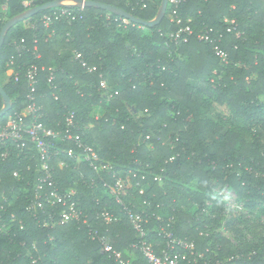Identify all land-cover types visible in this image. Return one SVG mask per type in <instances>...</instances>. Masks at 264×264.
I'll return each instance as SVG.
<instances>
[{"label": "trees", "instance_id": "1", "mask_svg": "<svg viewBox=\"0 0 264 264\" xmlns=\"http://www.w3.org/2000/svg\"><path fill=\"white\" fill-rule=\"evenodd\" d=\"M35 1L0 0V35ZM86 1L150 22L163 0ZM177 1L182 25L168 18L171 4L155 27L126 23L96 7L64 5L8 31L0 52V85L12 109L0 126L30 105L26 72L37 65L39 121L64 130L74 113L73 133L111 171L95 170L67 154L51 162L58 187L76 191L73 200L87 218L86 224H63L60 210H29L44 178L40 155L34 143L12 145L8 159L0 161V264H120L92 240L94 230L109 237L126 261L149 264L129 211L144 215V239L160 256L186 253L187 264H264L258 244L236 247L214 231L219 215L211 220L200 214L208 203L212 216L223 210L213 195L214 183L234 191L247 209H264V0ZM54 13L62 16L46 26L44 17ZM225 19L237 22L240 37L227 33ZM182 26L194 29L187 43L170 38ZM209 30L216 41L199 40ZM217 32L224 35L221 42ZM215 45L229 53L228 63L215 54ZM81 61L96 71L89 72ZM3 107L0 94V111ZM64 147L76 149L74 142ZM118 178L125 193L121 202L112 193ZM102 213L111 216L110 224ZM172 240L193 242L194 256L178 246L171 250Z\"/></svg>", "mask_w": 264, "mask_h": 264}, {"label": "built area", "instance_id": "2", "mask_svg": "<svg viewBox=\"0 0 264 264\" xmlns=\"http://www.w3.org/2000/svg\"><path fill=\"white\" fill-rule=\"evenodd\" d=\"M86 1V0H84ZM177 0H169V4L174 6L168 18L172 23L177 25H182V19L179 17L175 7L178 6ZM25 6L29 8L31 2H26ZM81 10H84V6L80 7ZM168 9V8H167ZM62 15H68L72 20L77 19L76 15L69 13L68 11H63ZM59 13H54L53 15L45 16L44 23L46 26H49L53 20H59L62 16ZM125 20V19H124ZM126 23H129L128 20H125ZM225 24L227 26V33L235 34L236 37H240L238 32V25L235 20L225 19ZM218 36L217 41L221 42L223 39L222 33H216ZM194 35V29L191 26H182L176 33L170 35L172 40L182 41L187 43L189 41L188 37ZM213 30H209L202 34L198 35L199 40L213 43L216 39L213 37ZM24 43V40H22ZM213 51L224 63L229 62V53L224 50L221 46L215 45ZM39 57V56H37ZM77 59L81 60V55H77ZM81 64L84 68H87L89 72H95L96 68L88 67L87 63L81 61ZM40 68L37 65H32L28 68L26 72V78L29 81L30 93L29 100L30 105L26 109L27 114L20 115L18 117H11L6 125L0 126V161L8 159L11 154V146L17 145V148H26L29 142L34 143L37 147V150L41 159V170L44 174V178L41 181L40 186L35 191L34 199L32 204L29 206L30 211H44L46 207L53 208L54 210H60L59 217L63 224L69 222H80L83 221L84 224L87 223L86 215L82 210L77 207V204L73 200L77 195L76 191L70 189L68 191H62L54 178L53 169L51 162L55 158H59L63 154H67L69 157H75L78 161L83 160L89 163L91 168L95 170L102 171H111V166L109 164H100L99 156L96 150L84 143L82 141L81 135L78 133H73L75 130L74 122V113H71L69 117L66 118V128L64 130H53L48 128L44 123L39 121L40 117V108L37 107L34 101V94L36 92V86L38 84V74ZM55 76L53 72L49 77V82L53 83ZM102 89L107 88L105 81L101 82ZM27 118H31L32 122L28 123ZM67 142H74V148L66 149L64 144ZM77 152V153H76ZM65 163L60 162V167H64ZM15 177L18 176L17 173L14 174ZM155 180H161L160 177H156ZM123 188V179L118 178L115 187L112 189V193L116 195L118 202H121V198L125 195L122 191ZM143 193V190L141 191ZM221 195L223 193H220ZM103 219L110 224L112 218L107 213H102ZM129 220L133 226L134 231L137 233L140 241V249L149 262V264H187L189 263V257L186 253H173L169 254L167 251L163 253L162 256L158 255L155 251L154 246L147 242L144 238L146 236L145 231V220L142 213H137L129 211L128 213ZM92 240L98 241L105 253L113 257L120 264H134L129 260H125L121 252L117 251L114 248V245L111 242V239L107 236L100 234L98 230H94L91 233ZM171 237V236H169ZM176 246L188 250L191 252V256H194L195 245L193 242H187L184 240L177 241L172 240L171 243H168V247L171 250H175ZM238 259V257H237ZM231 259L230 261H233ZM196 261V258H195Z\"/></svg>", "mask_w": 264, "mask_h": 264}, {"label": "rangeland", "instance_id": "3", "mask_svg": "<svg viewBox=\"0 0 264 264\" xmlns=\"http://www.w3.org/2000/svg\"><path fill=\"white\" fill-rule=\"evenodd\" d=\"M70 5L76 4L71 2ZM213 188L214 197L223 202V210L212 216L210 208L213 204L208 203V208L200 214L211 220L219 215L214 231L230 239L236 247L258 244L260 249L264 250V209H247L244 202L237 198L236 193L226 186L214 183ZM184 209L185 211L191 210L189 207ZM194 209L197 210V206Z\"/></svg>", "mask_w": 264, "mask_h": 264}, {"label": "water", "instance_id": "4", "mask_svg": "<svg viewBox=\"0 0 264 264\" xmlns=\"http://www.w3.org/2000/svg\"><path fill=\"white\" fill-rule=\"evenodd\" d=\"M168 2H169V0H163L162 1L161 9L159 11V14L157 15V17L153 21H150V22L138 19V18L134 17L133 15H131L130 13H128L127 11L123 10V9L117 8V7L112 6V5L99 3V2H96V1L80 0V1H75L76 5H70V6L96 7V8L104 9V10L109 11L111 13L117 14L120 17H122L123 19L128 20L130 22L137 23V24H140V25H145V26H148V27H155V26H158L162 22V20L164 19L165 15L167 13ZM33 4H34V7L28 9L24 14L13 18L12 20H10L8 23L5 24V26L2 29L1 35H0V52H1V49L3 47L6 34L8 33V31L12 27H14L15 24H17L18 22H20V21H22V20H24L26 18H29L31 16L36 15V14H38L41 11L65 5L62 1H54V2H50V3H43L42 0L35 1ZM0 94L2 96L3 103H4V107L0 111V118H1V117H4L12 109V102H11V99L8 96V94L1 87V85H0Z\"/></svg>", "mask_w": 264, "mask_h": 264}, {"label": "crops", "instance_id": "5", "mask_svg": "<svg viewBox=\"0 0 264 264\" xmlns=\"http://www.w3.org/2000/svg\"><path fill=\"white\" fill-rule=\"evenodd\" d=\"M71 2L74 3L75 1H66V2H64V4L67 5V6H70ZM25 114H27L26 110H24V112H23V115H25Z\"/></svg>", "mask_w": 264, "mask_h": 264}]
</instances>
